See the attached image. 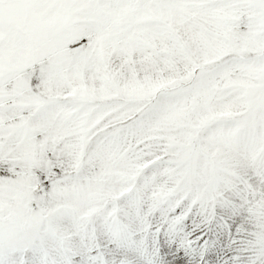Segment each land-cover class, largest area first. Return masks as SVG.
I'll list each match as a JSON object with an SVG mask.
<instances>
[{
    "label": "snow or ice",
    "instance_id": "6c2138e0",
    "mask_svg": "<svg viewBox=\"0 0 264 264\" xmlns=\"http://www.w3.org/2000/svg\"><path fill=\"white\" fill-rule=\"evenodd\" d=\"M0 264H264V0H0Z\"/></svg>",
    "mask_w": 264,
    "mask_h": 264
}]
</instances>
